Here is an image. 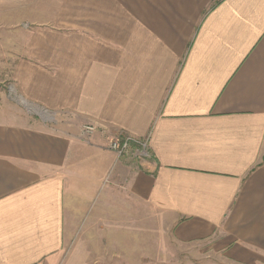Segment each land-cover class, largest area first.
I'll list each match as a JSON object with an SVG mask.
<instances>
[{
  "label": "crops",
  "instance_id": "crops-1",
  "mask_svg": "<svg viewBox=\"0 0 264 264\" xmlns=\"http://www.w3.org/2000/svg\"><path fill=\"white\" fill-rule=\"evenodd\" d=\"M0 15L19 99L0 96V264H61L107 201L222 258L190 264H264V0H0ZM125 134L149 156L113 151Z\"/></svg>",
  "mask_w": 264,
  "mask_h": 264
},
{
  "label": "rangeland",
  "instance_id": "rangeland-1",
  "mask_svg": "<svg viewBox=\"0 0 264 264\" xmlns=\"http://www.w3.org/2000/svg\"><path fill=\"white\" fill-rule=\"evenodd\" d=\"M8 22L21 20V12L9 16ZM1 19L0 29L4 31ZM3 70L0 62V95L3 101L19 100L12 83L11 62ZM10 75V76H9ZM102 208L93 206L89 213L76 224L70 255L61 264H69L74 253V264H190L217 261L221 256L206 251L200 245L178 242L167 228V223L127 214L126 201H107ZM114 203V205H111ZM156 211H152L155 217ZM134 217V218H133ZM152 217V218H153ZM71 258V257H70Z\"/></svg>",
  "mask_w": 264,
  "mask_h": 264
},
{
  "label": "built area",
  "instance_id": "built-area-1",
  "mask_svg": "<svg viewBox=\"0 0 264 264\" xmlns=\"http://www.w3.org/2000/svg\"><path fill=\"white\" fill-rule=\"evenodd\" d=\"M96 131L94 124H87L83 126V134L86 138H90ZM110 148L119 156L134 154L138 157L149 156V137L144 139L134 137L132 135H121L110 140Z\"/></svg>",
  "mask_w": 264,
  "mask_h": 264
}]
</instances>
